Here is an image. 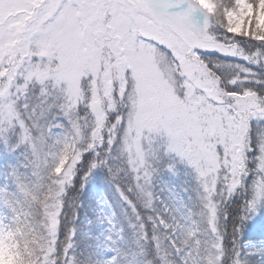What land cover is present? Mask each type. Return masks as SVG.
<instances>
[{
    "label": "snow or ice",
    "instance_id": "snow-or-ice-1",
    "mask_svg": "<svg viewBox=\"0 0 264 264\" xmlns=\"http://www.w3.org/2000/svg\"><path fill=\"white\" fill-rule=\"evenodd\" d=\"M0 264H264V0H0Z\"/></svg>",
    "mask_w": 264,
    "mask_h": 264
}]
</instances>
